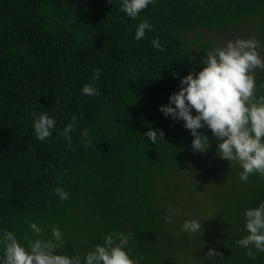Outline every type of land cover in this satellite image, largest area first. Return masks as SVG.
<instances>
[{
  "label": "trees",
  "instance_id": "obj_1",
  "mask_svg": "<svg viewBox=\"0 0 264 264\" xmlns=\"http://www.w3.org/2000/svg\"><path fill=\"white\" fill-rule=\"evenodd\" d=\"M121 6L0 0V239L8 230L26 248L29 240L56 242V226L63 246L55 254L78 252L83 264L106 236L123 232L131 233L126 250L143 257L140 264H264V252L253 248L250 259L236 243L248 235L245 211L264 202V178L242 181L243 169L217 155L206 127L199 131L211 148L194 152L184 122L159 111L180 79L203 69L208 51L226 45L223 37H254L264 55V0H153L135 20ZM142 20L152 30L137 41ZM208 33L215 38H202ZM156 38L164 51L153 47ZM253 74L259 97L264 70ZM89 83L98 96L82 93ZM33 112L56 121L45 141L35 139ZM73 115L69 148L61 133ZM150 128L164 139L152 143L144 135ZM57 187L68 200L53 193ZM185 220L200 222L201 230L182 231ZM210 249L223 258L206 259ZM3 255L0 244V264Z\"/></svg>",
  "mask_w": 264,
  "mask_h": 264
},
{
  "label": "clouds",
  "instance_id": "obj_2",
  "mask_svg": "<svg viewBox=\"0 0 264 264\" xmlns=\"http://www.w3.org/2000/svg\"><path fill=\"white\" fill-rule=\"evenodd\" d=\"M113 3V0H108ZM153 0H122L120 11L128 17L137 19L141 11L146 9ZM146 30H152L147 20H142L135 32V40L145 37ZM154 48L164 51L159 39L152 41ZM259 42L251 39L238 38L227 41L222 48H215L206 53L202 59L203 69L198 73L191 71L180 79L181 88L169 97V103L159 108L166 117L176 121H183L184 127L191 131L194 137L192 148L194 152L206 153L211 148L209 138L199 130L208 128L217 139V155L221 159L237 162L243 169L239 178L247 182L252 174H259L264 178V95L257 97L256 78L254 70H264V59L258 51ZM100 69H94L90 78L98 80ZM178 77V74H175ZM264 88V84L260 85ZM82 93L88 96H98L99 89L94 83L84 85ZM58 103V99L55 98ZM174 105V107H173ZM193 110L197 113L193 115ZM35 139L45 141L52 135L56 121L47 113H32ZM77 117L72 116L61 135L69 141L70 133L75 130ZM88 129L85 128L81 136L87 138ZM152 143L158 138L164 139L162 130L151 129L145 134ZM90 146L85 139L84 147ZM53 193L61 201L69 199V194L62 187L53 189ZM173 209H170V212ZM245 227L248 235L236 241L240 247L248 249L246 255L250 259L256 258L255 248L264 252V202L258 207L248 209L244 213ZM167 223H172L171 216L165 217ZM30 229L36 236H42L43 230L34 221H28ZM201 223L196 220H185L182 231L190 234L201 230ZM54 241L43 239L29 240L28 247L18 241L15 233L5 230L0 244L3 245L4 255L2 264H82L80 254H55L62 245L60 229L53 226ZM131 233L116 232L104 238L102 245L97 244L94 249L83 258V264H140V260L131 258L127 246ZM27 239V236L25 237ZM59 242V243H57ZM223 253L210 249L206 259L212 260Z\"/></svg>",
  "mask_w": 264,
  "mask_h": 264
},
{
  "label": "rangeland",
  "instance_id": "obj_3",
  "mask_svg": "<svg viewBox=\"0 0 264 264\" xmlns=\"http://www.w3.org/2000/svg\"><path fill=\"white\" fill-rule=\"evenodd\" d=\"M232 36H233V35H228V36H226V37H223V39L228 40V41L231 40V39L233 40ZM233 37H234V36H233ZM202 38L207 39V40H209V39H214V38H215V35H214V34H210V33H208V34H206V35H203ZM234 38H235V39H238V37H234ZM223 39L221 40V42H223V44H224V43L226 44L227 41L224 42ZM215 41H217V40H215ZM221 42H220V43H221ZM218 43H219V42H218ZM225 44H224V45H225ZM260 56H261L262 59H264V55L260 54ZM257 70H260V69L257 68V69H255L254 71H257Z\"/></svg>",
  "mask_w": 264,
  "mask_h": 264
}]
</instances>
